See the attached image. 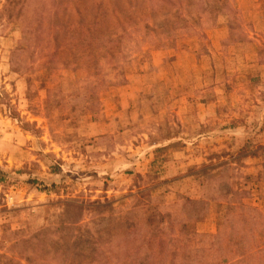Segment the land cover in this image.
<instances>
[{"label": "rangeland", "instance_id": "374dc122", "mask_svg": "<svg viewBox=\"0 0 264 264\" xmlns=\"http://www.w3.org/2000/svg\"><path fill=\"white\" fill-rule=\"evenodd\" d=\"M0 264H264V0H0Z\"/></svg>", "mask_w": 264, "mask_h": 264}]
</instances>
